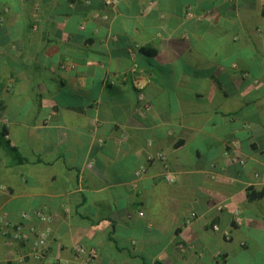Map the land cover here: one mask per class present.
I'll return each instance as SVG.
<instances>
[{"label": "crops", "instance_id": "crops-1", "mask_svg": "<svg viewBox=\"0 0 264 264\" xmlns=\"http://www.w3.org/2000/svg\"><path fill=\"white\" fill-rule=\"evenodd\" d=\"M106 1L0 0V264H264V0Z\"/></svg>", "mask_w": 264, "mask_h": 264}, {"label": "built area", "instance_id": "built-area-1", "mask_svg": "<svg viewBox=\"0 0 264 264\" xmlns=\"http://www.w3.org/2000/svg\"><path fill=\"white\" fill-rule=\"evenodd\" d=\"M106 4L109 6H115L117 4V0H107ZM139 96L142 97V94H140ZM152 158H153L152 155L148 156V160H151ZM154 158L159 159L160 161L163 162L164 172L162 174V177L164 181H166L167 183H173L175 180V176L172 174V172L169 171L167 156L163 152H157ZM237 161H239L240 163L243 162L240 159H238ZM143 172H144V167H141L139 170H137L136 175L139 176ZM0 188H2L1 185ZM20 216L22 219H26L30 216H33L40 223H47L50 221L49 215L44 210L41 209H36L32 212L23 211L20 214ZM213 228L215 230L219 229L217 225H213ZM48 232L49 231L46 228L40 227L36 224L31 225L29 227L28 232H24L20 225H16L8 220H5L4 217L0 215V234L6 237L8 245H14L15 243L26 241L28 234L33 236V242L29 250L18 257V262H23L27 258H33V259L44 258L48 250L47 249ZM225 235L228 236L227 233H225ZM74 252L76 253V255L83 257L84 263H89L93 261L97 256V251L94 247H84V246L76 245L74 247Z\"/></svg>", "mask_w": 264, "mask_h": 264}, {"label": "trees", "instance_id": "trees-1", "mask_svg": "<svg viewBox=\"0 0 264 264\" xmlns=\"http://www.w3.org/2000/svg\"><path fill=\"white\" fill-rule=\"evenodd\" d=\"M6 135V129L0 127V152L12 157L17 163L23 162V157L20 155L17 148L11 145L10 141L6 138Z\"/></svg>", "mask_w": 264, "mask_h": 264}]
</instances>
